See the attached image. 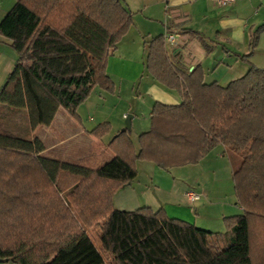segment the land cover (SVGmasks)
I'll return each mask as SVG.
<instances>
[{
    "label": "trees",
    "instance_id": "obj_1",
    "mask_svg": "<svg viewBox=\"0 0 264 264\" xmlns=\"http://www.w3.org/2000/svg\"><path fill=\"white\" fill-rule=\"evenodd\" d=\"M120 0H14L0 21L17 61L0 90V262L12 264H264V68L252 56L264 22L250 31L248 71L226 86L204 82L200 65L175 66L162 35L145 39V71L175 90L177 105L155 102L150 128L107 143L113 157L97 167L49 159L35 136H21L5 120L24 114L32 133L49 127L59 110L77 108L95 86L113 93L107 60L132 25ZM108 122L87 133L101 138ZM222 145L242 214L211 232L169 217L163 209L117 210L114 194L136 176L138 160L168 170L197 164ZM138 223L141 238L123 249L112 224ZM99 226L105 246L87 230ZM117 236V238L114 237ZM126 238V237H125ZM104 252V254H103Z\"/></svg>",
    "mask_w": 264,
    "mask_h": 264
},
{
    "label": "crops",
    "instance_id": "obj_2",
    "mask_svg": "<svg viewBox=\"0 0 264 264\" xmlns=\"http://www.w3.org/2000/svg\"><path fill=\"white\" fill-rule=\"evenodd\" d=\"M120 1L131 13L133 23L117 44L115 53L108 58L106 73L115 86L110 94L114 101L135 100L129 137L138 149V136L150 128L154 103L177 105L181 102L175 90L166 88L145 71V39L176 34V45L165 41L171 62L183 71L200 65L205 83L226 86L249 69L237 54L248 52L250 31L264 22V0H233L225 5H219L216 0ZM13 4V0H0V21ZM235 43L241 44V52L233 47ZM9 44L10 41L0 35V90L17 61V54ZM260 58H264V31L259 34L249 61L263 68L255 62ZM235 71L239 75L234 78ZM103 92L106 91L99 86L93 88L77 108L79 120L59 108L49 127L39 126L32 132V136L38 137L45 146L41 156L72 163L68 157L59 158L53 154L58 152L57 147H81L82 153L76 154V159H82L79 163L90 167H97L114 156L107 143L125 124L117 116L111 119V109L106 107L108 99ZM122 112L121 118L128 116L126 111ZM104 122L110 124V131L103 137L87 133ZM135 167L137 176L113 196L117 210L163 209L171 218L211 232H224L223 218L242 214L234 193L231 162L222 145L215 146L195 165L176 167L179 175L142 160L136 161ZM184 167H192L200 173L194 170L191 176L189 171L182 172ZM187 193H193L194 197H188Z\"/></svg>",
    "mask_w": 264,
    "mask_h": 264
},
{
    "label": "rangeland",
    "instance_id": "obj_3",
    "mask_svg": "<svg viewBox=\"0 0 264 264\" xmlns=\"http://www.w3.org/2000/svg\"><path fill=\"white\" fill-rule=\"evenodd\" d=\"M14 2V0H13ZM233 47L238 50L239 52H241V44H234ZM115 53V52H114ZM243 63H246L244 61H241ZM255 62L260 66H263L264 68V58H260L259 60L256 59ZM240 64V63H239ZM247 64V63H246ZM143 66H144V62H143ZM235 67V66H234ZM236 70V69H235ZM234 78L238 77L239 74H237V72L235 71L234 73ZM232 78V79H234ZM103 94H105L104 96L107 97L108 99V104H106V107L111 109V113H109L111 115V119L115 120L116 116L117 118H120L122 120V122L125 124V120L127 118V116H124L123 118H121V113H123L122 111H126V115H131L132 113V107L135 104V100L134 99H130V98H126L125 101H122L120 103H118L117 101H114L113 97L110 96L111 93H106L103 92ZM114 105H117V107L114 108ZM5 124L7 127L13 129L16 133H18L21 136H32V133H30L28 131L27 128V120L25 115L19 114L18 116H16L15 118H7L5 120ZM122 129V128H121ZM130 134V131H129ZM114 136H112L113 138ZM112 138L110 140H112ZM109 140V141H110ZM63 151L62 154L61 151ZM56 151V150H55ZM57 151L56 153H54L53 155L59 157V158H65L68 157V159L71 160L72 163H79L82 159H76V154H81L82 153V148L81 147H57ZM66 151V152H65ZM67 151H70V153L68 154ZM80 164V163H79ZM191 165H195V164H191ZM96 166V165H93ZM184 166V165H183ZM182 167V166H181ZM192 167H184V169H182V172H185V170L188 172L191 176H194V174L192 173L195 169H191ZM171 172L175 175H179V171L178 169H176V167H172L170 168ZM163 170V169H161ZM169 170V169H168ZM184 170V171H183ZM165 171V170H163ZM196 171V170H195ZM196 173L199 175V171L197 170ZM181 176H184V174H181ZM189 183V181H187ZM194 184V183H192ZM194 189V188H191ZM116 208V207H115ZM114 227H116V233L119 236H122L121 240V246L123 249H126L127 247H130L138 238L140 239V232L139 230L143 229L138 223L136 222H132V223H118V224H112V229H114ZM88 235L90 236V238L92 239L93 243L96 245L97 248L102 249V246H105L104 243V235L101 232V228L99 226L93 227L92 229H88L87 230ZM115 238H117L116 235H114ZM126 237V238H125ZM104 254V252H103ZM107 259L104 258V263L103 264H107Z\"/></svg>",
    "mask_w": 264,
    "mask_h": 264
},
{
    "label": "built area",
    "instance_id": "obj_4",
    "mask_svg": "<svg viewBox=\"0 0 264 264\" xmlns=\"http://www.w3.org/2000/svg\"><path fill=\"white\" fill-rule=\"evenodd\" d=\"M216 1L219 5H225L227 3L232 2L233 0H216ZM164 38H165V41L167 44H170V45H176L177 44V35L176 34L167 33V34H165ZM187 196L192 198V197H194V194L193 193H187Z\"/></svg>",
    "mask_w": 264,
    "mask_h": 264
},
{
    "label": "water",
    "instance_id": "obj_5",
    "mask_svg": "<svg viewBox=\"0 0 264 264\" xmlns=\"http://www.w3.org/2000/svg\"><path fill=\"white\" fill-rule=\"evenodd\" d=\"M130 128H131V115H128L125 120V126L124 128L121 129V131L130 130Z\"/></svg>",
    "mask_w": 264,
    "mask_h": 264
}]
</instances>
